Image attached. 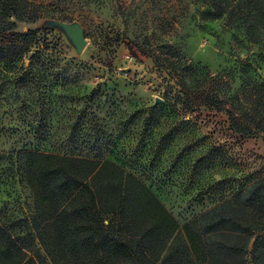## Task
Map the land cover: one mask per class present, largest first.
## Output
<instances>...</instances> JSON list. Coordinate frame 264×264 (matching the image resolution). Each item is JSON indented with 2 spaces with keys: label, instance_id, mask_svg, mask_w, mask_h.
<instances>
[{
  "label": "rangeland",
  "instance_id": "374dc122",
  "mask_svg": "<svg viewBox=\"0 0 264 264\" xmlns=\"http://www.w3.org/2000/svg\"><path fill=\"white\" fill-rule=\"evenodd\" d=\"M15 1L37 19L0 28V45L19 42L31 28L37 41L22 62L0 65V224L14 235L32 231L33 197L15 158L21 151L114 160L182 224L264 174V40L248 35L247 5ZM46 19L79 22L84 52L43 28ZM190 64L206 68L225 108L181 104V67ZM227 109L246 116L253 134L236 132Z\"/></svg>",
  "mask_w": 264,
  "mask_h": 264
},
{
  "label": "trees",
  "instance_id": "16d2710c",
  "mask_svg": "<svg viewBox=\"0 0 264 264\" xmlns=\"http://www.w3.org/2000/svg\"><path fill=\"white\" fill-rule=\"evenodd\" d=\"M242 4L249 9V37L264 40V0ZM27 10L0 0L1 30L36 20ZM258 25L263 32L255 31ZM36 41L31 28L19 42L0 45V65L22 62ZM205 69L181 67L178 98L185 109L225 108ZM227 112L236 132L253 134L246 116ZM15 158L33 197V232L14 235L0 224V264H264V174L182 224L150 186L114 160L40 150Z\"/></svg>",
  "mask_w": 264,
  "mask_h": 264
},
{
  "label": "water",
  "instance_id": "95a60500",
  "mask_svg": "<svg viewBox=\"0 0 264 264\" xmlns=\"http://www.w3.org/2000/svg\"><path fill=\"white\" fill-rule=\"evenodd\" d=\"M41 26L46 29H53L63 33L69 43L76 50L77 54L81 55L84 52L87 46V39L85 31L79 22L74 21L68 23L57 19H46ZM158 102L159 100L156 99V103Z\"/></svg>",
  "mask_w": 264,
  "mask_h": 264
}]
</instances>
